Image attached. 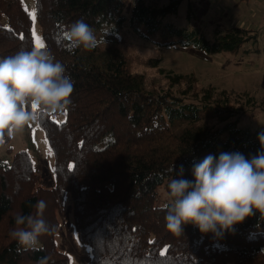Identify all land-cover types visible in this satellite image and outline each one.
Returning a JSON list of instances; mask_svg holds the SVG:
<instances>
[{
  "label": "trees",
  "instance_id": "16d2710c",
  "mask_svg": "<svg viewBox=\"0 0 264 264\" xmlns=\"http://www.w3.org/2000/svg\"><path fill=\"white\" fill-rule=\"evenodd\" d=\"M181 1L135 0L126 16L128 0H33L45 48L65 66L74 90L64 119L48 114L38 120L53 152L52 187L41 183L28 150L15 151L11 160L0 156V264H70L56 241L68 192L89 264H264V214L258 210L219 236L191 223L179 236L166 227L171 179L194 181L193 165L209 154L251 159L262 150L258 136L264 133L238 124L241 115L262 108L264 101L251 92L197 89L195 75L164 69L167 87H148L145 74L130 69L118 46L127 26L144 40L207 53L237 52L256 39L251 29L231 26L215 28L210 41L198 27L166 21ZM188 10L191 17L190 3ZM29 13L23 0H0V59L36 48ZM81 19L100 41L92 51L69 50L62 39L65 27ZM38 200L46 202L43 219L54 230L40 237L41 248L18 252L9 235L14 217L35 216Z\"/></svg>",
  "mask_w": 264,
  "mask_h": 264
},
{
  "label": "clouds",
  "instance_id": "9594fccd",
  "mask_svg": "<svg viewBox=\"0 0 264 264\" xmlns=\"http://www.w3.org/2000/svg\"><path fill=\"white\" fill-rule=\"evenodd\" d=\"M62 39L69 50L92 51L100 43L83 19L66 26ZM73 90L65 66L45 47L0 59V146L6 143L5 137L23 133L41 116L62 112ZM258 138L262 150L251 159L238 152H221L218 158L209 154L193 165L194 181L173 178L168 182L171 199L165 221L169 231L179 236L182 225L191 223L202 233L219 236L225 230L233 231L253 210L264 214V133ZM179 175H183V166ZM34 207L35 216L14 217L16 226L9 235L17 242L18 252L41 248L40 237L54 230L43 219L46 202L38 200Z\"/></svg>",
  "mask_w": 264,
  "mask_h": 264
},
{
  "label": "rangeland",
  "instance_id": "374dc122",
  "mask_svg": "<svg viewBox=\"0 0 264 264\" xmlns=\"http://www.w3.org/2000/svg\"><path fill=\"white\" fill-rule=\"evenodd\" d=\"M134 1L128 0L124 8L126 16L130 15ZM146 1L161 5L169 0ZM23 2L30 12L35 10L33 0ZM189 3L193 9L191 17L187 16ZM165 20L179 27H198L210 41L215 37V28L225 32L231 26H242L251 29L252 34H257V41L246 42L237 52L207 53L192 46H165L144 40L134 35L127 26L118 46L126 54L130 69L145 74L148 87H167V78L161 71L164 69L195 75L197 89L212 85L218 90L227 89L232 93L248 91L258 100L264 101V0H182L177 12L168 14ZM33 32L34 41L36 36L43 39L37 19L33 21ZM157 58H160L159 61L154 63ZM53 117L62 120L65 113L59 112ZM238 124L250 130L264 129V103L262 108L258 107L253 113L248 111L241 115ZM20 149L30 152L41 174V183L52 187L55 184L53 152L38 121L11 138L9 143L0 146V156L11 160L13 153ZM58 218V247L68 253L70 264H89V247L79 241L74 228L73 202L69 192L66 193Z\"/></svg>",
  "mask_w": 264,
  "mask_h": 264
},
{
  "label": "snow or ice",
  "instance_id": "6c2138e0",
  "mask_svg": "<svg viewBox=\"0 0 264 264\" xmlns=\"http://www.w3.org/2000/svg\"><path fill=\"white\" fill-rule=\"evenodd\" d=\"M29 15H30L31 20L35 21V19H36V11L32 10L29 13ZM33 34H35V33L33 32ZM35 41H36V48L37 49L45 47L43 39L40 36H36L35 37ZM65 115H66V113H65ZM51 154H52L51 150H49V155H51ZM32 167H33V170H35V162L34 161L32 162ZM70 167H74V166L70 165ZM166 251H167V247H165V249L161 252V255H164V253Z\"/></svg>",
  "mask_w": 264,
  "mask_h": 264
},
{
  "label": "crops",
  "instance_id": "0c3cea01",
  "mask_svg": "<svg viewBox=\"0 0 264 264\" xmlns=\"http://www.w3.org/2000/svg\"><path fill=\"white\" fill-rule=\"evenodd\" d=\"M249 29V28H248ZM256 41H257V34H256Z\"/></svg>",
  "mask_w": 264,
  "mask_h": 264
}]
</instances>
